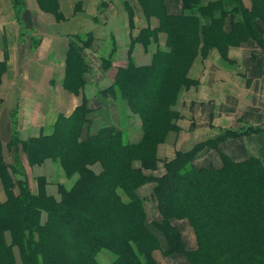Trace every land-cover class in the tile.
Instances as JSON below:
<instances>
[{
	"label": "trees",
	"instance_id": "16d2710c",
	"mask_svg": "<svg viewBox=\"0 0 264 264\" xmlns=\"http://www.w3.org/2000/svg\"><path fill=\"white\" fill-rule=\"evenodd\" d=\"M259 1L250 11L241 10V20H235L231 11L213 7L215 1L183 0L181 13L169 14L161 0L163 16L158 29L167 33L166 47L156 50L149 64L129 61L119 67L112 84L101 90L124 98L139 114L143 129L139 142L125 141L115 125L89 132L92 109L86 101L71 113L61 114L54 132L21 141L31 162L61 156L70 163L69 170L77 169L79 175L62 192L61 200L55 201L45 193L32 194L25 180L15 183L0 163L6 196L0 200V264H101L97 255L102 249L114 255L109 264H159L155 249L183 254L188 264H264L261 158L233 160L222 154L221 166H195L198 149L217 145L224 139L219 135L178 151L165 162L161 175L143 172L156 166L157 143L177 126L174 105L180 89L192 82L187 72L195 56L213 47L224 55L229 46L250 38L263 44L257 22L263 18L259 5L264 6V0ZM201 17L209 21L202 23ZM146 37L141 33L139 39ZM79 47L70 45L69 58L74 60L64 81L74 90L81 88L79 79L85 70ZM223 131L242 133L230 128ZM137 160L140 166L134 165ZM95 161L102 164V170L89 165ZM146 182H154L151 196L157 202L158 218H149L144 199L136 193ZM223 207L228 212L221 216ZM42 209L47 212L44 222L40 221ZM179 218L192 225L196 246H185L175 223Z\"/></svg>",
	"mask_w": 264,
	"mask_h": 264
},
{
	"label": "crops",
	"instance_id": "0c3cea01",
	"mask_svg": "<svg viewBox=\"0 0 264 264\" xmlns=\"http://www.w3.org/2000/svg\"><path fill=\"white\" fill-rule=\"evenodd\" d=\"M24 1L28 12L20 15L12 9L15 1L0 0V144L3 146L13 134L14 117L19 137L26 139L45 130L60 112L71 113L81 102L83 87L76 90V95L64 89L68 69H71V61L74 60L69 58L72 43L80 46L82 55L89 58L90 73L84 70L82 76L89 91L105 104L109 96H103L98 91L112 84L118 68L126 66L129 61L136 65L149 64L156 51L154 43L146 50L142 42L137 41L132 49V58H128L130 27L127 13L123 8L121 12L115 11L109 0L105 4H100V0H79L89 18L75 12L77 0H59V19L41 10L43 0ZM222 2L225 7L235 5L234 0ZM130 3L134 12L133 34L138 35L142 28L156 29L158 19H146L137 4L132 0ZM255 3L256 0H241L247 8ZM164 4L169 14H179L183 9L181 0H164ZM237 15L235 17L239 19ZM208 21V18L201 17L202 23ZM260 26L263 44L250 38L239 45L229 46L224 55L213 47L194 58L187 74L191 85L183 91L180 105L176 106L181 113L177 120L179 135L184 141L174 145L176 150L188 149L199 141L214 138L223 129L237 130L245 126L264 128V20ZM87 30L94 34L90 40L86 36ZM166 38L164 32L158 33L157 44L161 49L165 47ZM90 106L97 108L92 102ZM14 113L16 116H13ZM95 115V111L90 114L89 132H95L102 125H114L108 120L98 121ZM247 143L256 147L261 142L260 138L251 136L247 138ZM168 144L159 147L161 162L175 156V149L170 151L172 153L163 151ZM226 146L231 152L247 147L238 137L218 142L217 151L231 158L230 153L222 150H226ZM216 149L205 151L215 156L213 151ZM161 162L155 171L146 173H164L165 170L160 171ZM215 163V158H207L208 165L215 166ZM200 165L202 167L203 164ZM2 189L0 200L6 198ZM152 190L153 184L149 182L136 189L137 195L144 199L148 216L151 204L155 203L151 198Z\"/></svg>",
	"mask_w": 264,
	"mask_h": 264
},
{
	"label": "rangeland",
	"instance_id": "374dc122",
	"mask_svg": "<svg viewBox=\"0 0 264 264\" xmlns=\"http://www.w3.org/2000/svg\"><path fill=\"white\" fill-rule=\"evenodd\" d=\"M12 1H15L17 3V4L15 3L13 8H12V9H14V11L20 12V15L21 14L24 15V13L28 12L25 1L21 2V3H19V0H12ZM132 1H134L137 4V6L139 7V9L141 10L142 14L144 15V17L146 19H148V20L151 18L158 19L159 24L156 27L155 31H150V30H152L150 28H142V29H139V31L137 33L138 35H134L133 31H132V28H135V26H134V12H133V9L131 7L130 0H109V2L114 5L115 11L117 9V12H121L124 9V11H126V13H127V17L129 20V27H130V38H129L130 50H129L128 58H130V57L132 58V49H133L134 44L137 43V41L142 42V44L144 45V48L146 50L148 49L149 45L154 43L156 45V50H158L160 48V46H158V44H157L158 43L157 42L158 41V33L164 32L167 35V33L165 31L158 29L160 22L162 20V16H163V11H162V8L160 6L161 0H132ZM182 1L183 0H181V2ZM203 1H206V0H203ZM107 2L108 1H106V0H100V4H102V3L105 4ZM208 2H211V0ZM234 2H235V5L233 7H225L222 0H215L213 7L218 8V10L221 9L223 11H231L232 16L234 17L235 20H241V17H242L241 10L243 12H246V11H250L253 8V6L251 8H247V7L243 6L241 4V0H234ZM42 3L44 4V6L43 7L41 6V10L48 12L52 15H55L56 19L60 18L61 14L59 12L61 11V8H60L59 0H48V1L43 0ZM259 3H260V1L256 0L255 4L258 5ZM259 8L262 11L261 14H262L263 18H260L258 20L257 25L262 30L260 24H261V21L264 20V6L261 4V5H259ZM74 9H75V12L83 13L84 14V15H82L83 17L89 18L85 14V10L83 9V5H82L81 1L77 0L75 2ZM102 13H103V11H102ZM228 14H229V12H227V15ZM237 14H239V15H237ZM236 15H237V17H239V19H237L235 17ZM225 20H228V23L230 22L228 17L225 18ZM86 32H87L86 36L88 37V40H90V39H92V37H94V34L89 32V30H87ZM141 33L148 34V38L146 37V38L139 39V36ZM262 33H263V30H262ZM113 41H115V39ZM166 41H167V38H166ZM114 46H115V42H114ZM116 46H117V44H116ZM165 47H166V43H165ZM78 50H79V54L81 57V61L84 64L85 73L89 74L90 73L89 63H88L89 58H85L82 55V49L80 47L78 48ZM188 71H189V69H188ZM187 74H188V72H187ZM88 78H90L89 75H88ZM79 80L81 82V87H83V91H82L83 93L81 94L82 95L81 96V102L86 101L87 104L89 105V107L92 109V111L97 112V115H95V116H97V120L102 121V122L107 121V120L110 122H113L117 128H119L123 131L125 141H129L132 143L139 142L143 136L142 120H141L138 113H135L131 110L127 100H125L124 98L115 97V95H111V94L107 95L104 92H102L101 90H99L98 91L99 94H102L103 96H106V97L109 96L108 97V103L105 104V101L102 102L96 96V94L92 95V93L88 89V86L86 85V81L84 78H82V79L80 78ZM190 85H191V83L188 86L182 87L180 89L176 103L174 105L175 109H176V106L178 104L180 105L181 94ZM64 89L66 91H68L69 93H72L75 95L77 94L76 90L70 89V87L67 88L66 86H64ZM91 89L92 88H90V90ZM90 102H92V105H95L97 108L91 107ZM79 104H77V105H79ZM106 108H109L108 112H106ZM61 114H63V113L60 112L55 117V119L50 123V125H48L46 127L45 130L44 129H43V131L41 130V132L38 135H34V136H40L43 134H48V133L54 132L55 126H56V121ZM90 114H89V116H90ZM13 116H16L15 113L13 114ZM99 117H101L103 120H101ZM105 117H107V119ZM180 117H181V113L178 111V117L176 119V125H177V120ZM106 125H108V124H106ZM191 125H193L192 122H191ZM250 127L251 126H245L243 128L237 129V130L233 129L236 132H242L240 134H234V133L233 134H231V133L225 134V131H223L224 130L223 129V130H221L219 135L220 136L223 135L224 139L219 141V142L226 141L227 139H229L231 137H233V138L238 137L240 142L243 143V145L244 144H245V146L247 145L246 149H244V147L243 148L240 147L239 149L234 150V152H231V151L227 150V146H226V148H225L226 150H224V148L222 150L230 153L232 158L230 156L229 157L233 160H242V159L248 158L250 156L259 157V158H261V161L264 165V128L257 127L256 130L249 131ZM246 129H248L249 132L243 133ZM46 130H48L49 132L47 133ZM14 134H15L14 139L12 138L13 135H11L9 141H7V143L4 146L0 144V163H2L6 167L7 172L12 175L13 181L15 183L18 181V179L25 180L27 187L32 194L40 195L42 193H45V195L50 196L55 201H60L61 197H62V192L64 190H68L72 186V184L74 183L76 178L78 177V175H79L78 170L77 169L69 170L68 167H70V163L66 162L65 159L61 156L48 157L42 161L31 162L28 159V156H27L25 150L23 149V146L21 145V141H23V139H21L19 137L17 128H15ZM219 135L215 136L214 138H217ZM251 136H254L256 138H260L261 143L259 144V146H256V147L255 146H252V147L249 146V144L247 143V138H249ZM31 137H33V136H29L28 138H31ZM207 140L208 139L199 141V142L189 146L191 148H188V149L176 150L175 146H177L179 143L184 142L183 136L179 135V126L177 125L171 129H169L166 132V136H165L163 141L157 143L156 149H155L156 157H157L156 166L154 168H150V169H143V172L145 174H147L146 173L147 171H155L156 170L158 163L161 162V161H159V158H158L159 147L161 145H163L164 143H169V144L166 145L168 148H164L163 151L168 152V153H172L170 151L175 149L173 151V153L176 156L178 151L190 150L194 146H196L197 144L205 142ZM211 144H213V143L211 142ZM184 146H188V145H184ZM216 146L217 145L213 146V145L206 144L205 146L200 147L198 149V151L196 152V155L193 159L194 165L197 167H201L200 164H203L202 167H209L211 165L207 164V158L208 159L209 158H215V162H217V163H215V166L216 167L221 166L222 165V157H221L222 154L217 151ZM208 148L216 149V151H213V153H215V156H211L208 152L205 151ZM226 155H228V154H226ZM169 160H171V159L163 160L161 162L162 165H160V171L163 172L165 170V162L169 161ZM134 162H135L134 163L135 166H140V161L137 160ZM89 165L97 171L102 170V164L99 161H95ZM20 172H22V174ZM147 175L154 176L153 174H147ZM0 183H1V181H0ZM146 183H148V182H146ZM149 183H152L154 185V182H149ZM144 184H142V185H144ZM0 188L1 189L3 188L2 183L0 184ZM14 189H15V191H17L18 190L17 186H15ZM2 190H4V189H2ZM151 198H152V196H151ZM153 201L155 203H152L151 207H150L151 208L150 214H149L150 219H154V218L159 217L158 208H157V210L155 209V204L157 206V202L155 199H153ZM220 211H221L219 213L220 215L224 212H226V213L228 212L225 207L220 208ZM46 218H47V212L45 211V209H42L40 221L44 222L46 220ZM175 223L177 224L179 229L182 231V236L184 239L185 246L187 248H192L193 246H196L197 242H196V238L194 236V229H193L192 225L189 223L188 219L179 218V219H176ZM156 233L161 237V239H163L162 234L160 232L156 231ZM153 253H154L155 259L157 260V262L159 264H188V261L185 258V256L183 254H180V253L164 254L160 251V249H155L153 251ZM16 254H17V250H16ZM113 258H114V255L110 251H108L107 249H102L100 251V253H98V255H97V259L99 260V262L101 264H109Z\"/></svg>",
	"mask_w": 264,
	"mask_h": 264
}]
</instances>
